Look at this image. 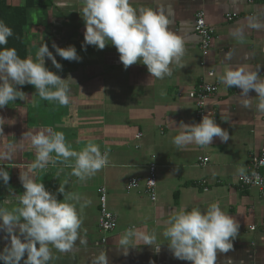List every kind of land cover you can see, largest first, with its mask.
Returning <instances> with one entry per match:
<instances>
[{
	"label": "crops",
	"instance_id": "obj_1",
	"mask_svg": "<svg viewBox=\"0 0 264 264\" xmlns=\"http://www.w3.org/2000/svg\"><path fill=\"white\" fill-rule=\"evenodd\" d=\"M6 3L24 7L25 0ZM82 4L83 0H49L48 5L27 10V58L38 62V48L46 44L62 69H56L47 57L44 66L62 79L70 75L75 83L70 84L67 105L42 100L33 86L25 84L14 86L25 94L23 100L17 98L0 108V170L10 177L7 184L0 180V208L11 211L19 206L18 197L24 191L19 174L29 173L58 201L63 199L57 191L61 186L66 194H79L81 203L89 202L83 209L77 204L82 225L73 248L59 252L49 245L53 258L47 264H94L103 252L107 264H190L169 250L162 235L165 221L181 207L203 213L218 203L239 228L231 240L232 249L217 252L216 264H264V199L256 189H238L242 176L238 169L243 167L246 174L250 158L264 147V112L255 107L254 91L249 92L252 108L243 109L237 99L240 90L219 80L226 69L239 66L264 80V0L252 4L248 0H130L133 8L162 11L170 20L169 30L184 41L180 63L185 67L171 64V76L162 80L150 78L140 63L125 70L110 43L103 50L85 45ZM199 11L214 31L205 57L194 32ZM53 44L73 46L79 62L60 58ZM208 72L213 77L208 78ZM202 80L217 87L208 109L214 111L215 122L228 132L229 140L214 138L209 146L189 144L178 149L173 139L182 131L180 123H197L188 93ZM45 129L63 132L70 150L79 151L89 142L98 145L102 154L108 153V165L84 182L59 160L29 172L36 151L28 133ZM199 158H207L208 164L201 166ZM72 162L70 158L68 163ZM151 164L157 167L155 202L141 190L126 191L130 180H145ZM261 175L264 178V169ZM100 188L106 191L108 211L117 218L115 231L104 243L97 227ZM132 228L155 234L159 252L134 237L122 246L120 239ZM8 243L7 233L0 230V252Z\"/></svg>",
	"mask_w": 264,
	"mask_h": 264
},
{
	"label": "clouds",
	"instance_id": "obj_2",
	"mask_svg": "<svg viewBox=\"0 0 264 264\" xmlns=\"http://www.w3.org/2000/svg\"><path fill=\"white\" fill-rule=\"evenodd\" d=\"M80 16L84 22V44L103 50L110 43L125 70L140 63L146 67L150 78L162 80L171 76V64L185 67L180 63L185 51L184 41L169 30L170 20L162 11L133 8L130 0H83ZM12 35V29L0 22V45H6ZM52 47L63 60L79 62L80 57L73 46L60 48L53 44ZM36 56L38 62L19 58L15 48L0 51V108L17 98L23 100L25 94L14 86L25 84L33 86L35 94L42 100L57 101L60 105L70 102V84L75 83L74 79L70 75L62 79L44 66V58L47 57L56 69H62L46 44L39 46ZM219 80L228 88L240 90L237 99L243 109L252 108L249 92L254 91L255 107L257 111L264 112V80L257 72L243 66L228 68ZM179 126L182 131L173 139L178 149L189 144L209 146L214 138L221 142L229 140L228 132L208 115H203L199 123L181 122ZM28 136L36 151L35 161L29 166V172L33 174L34 170L59 160L72 169L71 175L84 182L109 163L108 153L102 154L99 146L91 142L79 151L70 150L71 145H66L63 132L45 129L35 134L28 133ZM52 153L56 154L55 158ZM70 158L72 163H68ZM238 171L243 175L244 168L240 167ZM9 179L8 172L0 170V180L7 184ZM19 181L24 189L18 197L19 206L11 211L0 208V230L7 233L9 240L0 252V261L4 264H21L22 260L23 264H47L53 258L49 245L59 252L73 248L82 225L77 204L83 209L89 202L84 200L81 203L79 194H66L61 186L57 191L63 199L58 201L55 195L45 190L43 183L35 182L29 173L19 174ZM165 224L162 235L172 255L190 264H216L217 252L227 253L232 249L231 240L239 228L236 220L222 211L218 203L210 204L203 213L198 208L189 211L181 207L171 213ZM133 237L159 252L160 244L156 243L155 234L134 228L125 230L119 242L122 246L129 245ZM94 264H107L104 252Z\"/></svg>",
	"mask_w": 264,
	"mask_h": 264
},
{
	"label": "built area",
	"instance_id": "obj_3",
	"mask_svg": "<svg viewBox=\"0 0 264 264\" xmlns=\"http://www.w3.org/2000/svg\"><path fill=\"white\" fill-rule=\"evenodd\" d=\"M253 0H248V4H252ZM233 18L228 17V21ZM194 32L199 39V49L203 57L208 55L211 42L214 38V31L205 22V14L199 11L194 16ZM207 77H213L212 72L207 73ZM217 87L215 84L207 83L202 80L196 88L188 93V98L193 102L195 107V120L200 122L203 115H208L214 119L215 113L213 110L208 109V104L211 98L215 95ZM140 134L135 136V139H139ZM201 166L205 167L208 164L207 158H199ZM156 169L153 164L147 167V177L144 181L130 180L126 185L127 193L132 191H143L148 196L151 202L156 200ZM264 169V147L260 150L259 155L252 156L248 163L247 173L239 178L238 189L248 190L256 189L259 191L261 197L264 199V178L261 175V170ZM153 181L155 183H151ZM135 182L134 184H132ZM132 184L131 186H129ZM154 197V198H153ZM98 210L99 216L97 220V227L99 232L103 235L102 242H105L106 236L113 233L116 229L117 218L110 213L107 209L106 191L104 188L98 190ZM250 231H254V227L249 228Z\"/></svg>",
	"mask_w": 264,
	"mask_h": 264
},
{
	"label": "trees",
	"instance_id": "obj_4",
	"mask_svg": "<svg viewBox=\"0 0 264 264\" xmlns=\"http://www.w3.org/2000/svg\"><path fill=\"white\" fill-rule=\"evenodd\" d=\"M49 4V0H25L24 7H12L6 0H0V22L12 29L13 35L8 37L6 45H0V51L5 48H15L19 58L27 59L28 48L26 42V13L30 8Z\"/></svg>",
	"mask_w": 264,
	"mask_h": 264
}]
</instances>
